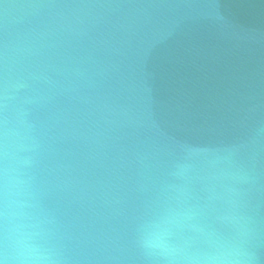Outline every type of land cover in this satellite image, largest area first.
<instances>
[{"label":"water","instance_id":"1","mask_svg":"<svg viewBox=\"0 0 264 264\" xmlns=\"http://www.w3.org/2000/svg\"><path fill=\"white\" fill-rule=\"evenodd\" d=\"M5 264H264V0H0Z\"/></svg>","mask_w":264,"mask_h":264},{"label":"clouds","instance_id":"2","mask_svg":"<svg viewBox=\"0 0 264 264\" xmlns=\"http://www.w3.org/2000/svg\"><path fill=\"white\" fill-rule=\"evenodd\" d=\"M0 264H5V261L0 259Z\"/></svg>","mask_w":264,"mask_h":264}]
</instances>
